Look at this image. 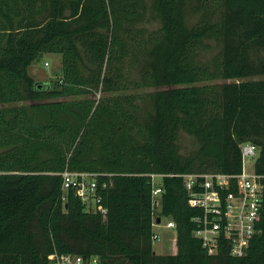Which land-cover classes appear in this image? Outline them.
Returning <instances> with one entry per match:
<instances>
[{"label": "trees", "instance_id": "16d2710c", "mask_svg": "<svg viewBox=\"0 0 264 264\" xmlns=\"http://www.w3.org/2000/svg\"><path fill=\"white\" fill-rule=\"evenodd\" d=\"M148 10L159 27L146 36ZM44 53L62 54L63 73L40 87L29 67ZM256 76L264 0H0V264H48L55 251L105 264H264V195L247 253L223 244L210 255L173 175L239 174L251 142L264 185ZM141 88L155 90L114 94ZM183 131L198 142L188 154ZM66 169L96 174L105 214L64 191ZM152 174H163L159 216ZM161 215L175 222L176 253L154 251Z\"/></svg>", "mask_w": 264, "mask_h": 264}, {"label": "built area", "instance_id": "2783aa9c", "mask_svg": "<svg viewBox=\"0 0 264 264\" xmlns=\"http://www.w3.org/2000/svg\"><path fill=\"white\" fill-rule=\"evenodd\" d=\"M241 151L243 168L239 174L221 172L173 174L184 178L189 204L200 210V213L193 218L196 224L193 234L201 240L210 255L217 254L221 245L225 244L232 256H244L259 230L257 221L261 214L264 185L262 176L257 174L254 168L249 170L245 167V159L258 157L259 148L251 142H244L241 144ZM62 176L64 191L73 188L86 210H100L104 214L107 212V208L100 205L96 174L66 169ZM151 176L153 202L156 201L159 205L158 198L162 187L161 184L156 185L154 179L163 178V174ZM106 186L107 182L101 184L103 188ZM166 226L174 229L176 225L173 220H169ZM158 237V234H153V243ZM48 264L105 263L97 255L55 251L49 255Z\"/></svg>", "mask_w": 264, "mask_h": 264}, {"label": "rangeland", "instance_id": "374dc122", "mask_svg": "<svg viewBox=\"0 0 264 264\" xmlns=\"http://www.w3.org/2000/svg\"><path fill=\"white\" fill-rule=\"evenodd\" d=\"M159 27V21L152 16L151 10H148L146 18L143 22L138 25V28L141 30L143 35H148L150 32L156 30ZM216 49V48H215ZM215 50L206 53L204 58L208 55H212ZM140 71V65H135L131 73L134 77H137ZM63 73V65H62V54L60 53H44L43 55L39 56L29 67V74L32 75L37 82H41V84H53L55 85L58 82ZM264 76H256L250 77L247 79H257ZM155 88H141V89H128L116 92L114 94H146L150 91H154ZM89 97L87 95L80 96L78 98H86ZM99 97V94H98ZM179 145L181 152L183 154H188L192 150H194L198 146V142L196 138L186 132H181ZM257 157L254 156L252 158L245 159V167L247 169H253L255 166V162ZM162 178L156 177L154 179V183L156 185L161 184ZM156 210V215L159 216L161 212L160 207L158 206ZM161 222H156L154 224V233L158 234L159 237L153 243L154 251L158 254H171L177 252V244L173 239L176 238V230L175 228H168L166 223L169 220H172L169 216L161 215Z\"/></svg>", "mask_w": 264, "mask_h": 264}, {"label": "water", "instance_id": "95a60500", "mask_svg": "<svg viewBox=\"0 0 264 264\" xmlns=\"http://www.w3.org/2000/svg\"><path fill=\"white\" fill-rule=\"evenodd\" d=\"M36 85H39V86L41 87V86H43L44 84H41V82H37ZM157 206H158V203L155 201V202H154V208L156 209ZM160 221H161V219L158 218V219H157V222H160Z\"/></svg>", "mask_w": 264, "mask_h": 264}, {"label": "crops", "instance_id": "0c3cea01", "mask_svg": "<svg viewBox=\"0 0 264 264\" xmlns=\"http://www.w3.org/2000/svg\"><path fill=\"white\" fill-rule=\"evenodd\" d=\"M173 241H175V242H176V238H175V240L173 239Z\"/></svg>", "mask_w": 264, "mask_h": 264}]
</instances>
